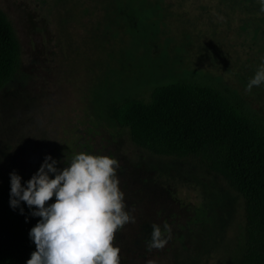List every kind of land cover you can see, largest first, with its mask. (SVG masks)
I'll return each instance as SVG.
<instances>
[{
	"label": "rangeland",
	"instance_id": "1",
	"mask_svg": "<svg viewBox=\"0 0 264 264\" xmlns=\"http://www.w3.org/2000/svg\"><path fill=\"white\" fill-rule=\"evenodd\" d=\"M260 9L261 0H0L21 46L20 71L0 90V185L14 170L34 174L46 155L60 168L81 151L109 156L135 218L115 233L120 264H226L240 196L192 160L137 147L106 108L112 95L147 99L186 78L227 88L264 117V83L246 89L264 61ZM165 222L171 239L149 251L151 225Z\"/></svg>",
	"mask_w": 264,
	"mask_h": 264
},
{
	"label": "trees",
	"instance_id": "2",
	"mask_svg": "<svg viewBox=\"0 0 264 264\" xmlns=\"http://www.w3.org/2000/svg\"><path fill=\"white\" fill-rule=\"evenodd\" d=\"M139 14V22L148 21ZM20 67L17 34L0 10V90ZM106 114L128 131L137 147L159 157L192 160L221 177L243 202L242 225L226 264H264L263 116L227 88L186 78L158 84L147 99L112 95ZM32 175L22 177V183ZM9 201L10 178L0 185V264H25L36 250L29 231L39 218L23 203V214L19 208L13 210Z\"/></svg>",
	"mask_w": 264,
	"mask_h": 264
},
{
	"label": "clouds",
	"instance_id": "3",
	"mask_svg": "<svg viewBox=\"0 0 264 264\" xmlns=\"http://www.w3.org/2000/svg\"><path fill=\"white\" fill-rule=\"evenodd\" d=\"M260 10L264 12V0ZM262 83L264 61L246 89L251 91ZM59 163L46 155L38 170L23 183L15 170L9 173L11 208H19L23 214V203L32 217L39 218L29 231L36 250L25 264H120L115 233L135 218L126 210L119 187L118 162L81 151L66 157L64 167H58ZM151 229L147 249L164 248L171 239V226L154 223Z\"/></svg>",
	"mask_w": 264,
	"mask_h": 264
}]
</instances>
